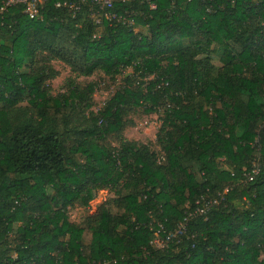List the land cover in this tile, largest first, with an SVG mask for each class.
I'll return each mask as SVG.
<instances>
[{"label":"trees","instance_id":"trees-1","mask_svg":"<svg viewBox=\"0 0 264 264\" xmlns=\"http://www.w3.org/2000/svg\"><path fill=\"white\" fill-rule=\"evenodd\" d=\"M85 1L1 21L0 264H264V0ZM96 74L122 78L93 112L97 84L78 79ZM140 114L155 148L123 138Z\"/></svg>","mask_w":264,"mask_h":264},{"label":"rangeland","instance_id":"rangeland-1","mask_svg":"<svg viewBox=\"0 0 264 264\" xmlns=\"http://www.w3.org/2000/svg\"><path fill=\"white\" fill-rule=\"evenodd\" d=\"M217 64V62H216ZM54 67L59 71V76L50 82L51 94L56 95L58 93L65 92L67 90L66 80L69 77V71L58 63H54ZM130 72L129 69L125 71ZM121 78L117 77L115 81L104 77L101 74H96L90 78H80L78 83L80 85H86L88 83L96 82V88L92 95L93 107L91 110L97 112L101 109L106 100L112 96L115 89L121 84ZM134 119V125L128 127L123 132V138L128 141H136L141 143H149L152 147L155 146V135L159 126L157 115H142L131 117ZM111 146H115L114 139L108 140ZM155 148V147H154ZM112 198V194L107 191H99L96 198L89 203L88 208L77 206L69 210V220L74 223H78L86 216H89L96 212L97 208L104 202ZM88 239V238H87Z\"/></svg>","mask_w":264,"mask_h":264},{"label":"built area","instance_id":"built-area-1","mask_svg":"<svg viewBox=\"0 0 264 264\" xmlns=\"http://www.w3.org/2000/svg\"><path fill=\"white\" fill-rule=\"evenodd\" d=\"M46 0H0V26L3 25L1 22L3 20L4 15L11 9L13 8H21L22 14L29 20H42L43 15H42V8ZM114 1L115 0H90V3L92 5H95L98 7V10H111L114 6ZM121 1H134V0H121ZM149 8L151 10L155 9V3L153 0H145ZM190 2L191 0H187ZM82 4H85V0H80ZM62 6H68L65 2L64 3H58L56 7H62ZM70 8H73V5L69 6ZM73 9L78 10L79 7L75 6ZM100 14L99 13H93V17L95 24H101V20L99 18ZM104 18L108 20L109 22H115L117 24H121L127 27L133 26V19L131 14L128 13H111V12H106L104 14ZM259 165L257 163H254L252 165V168L250 172L244 173L243 176L245 180L247 181H252L253 178L259 173ZM227 189L224 190L223 193H226ZM220 199L215 198L213 200L209 201H204V206L203 208L197 210L200 214H204L205 211H207L210 207L216 205L220 200L223 199L222 194H218ZM185 229L184 224H180L178 230L176 231V234H180L183 232ZM153 244L156 247H163L164 242L158 237V232L155 233V239L153 241Z\"/></svg>","mask_w":264,"mask_h":264}]
</instances>
